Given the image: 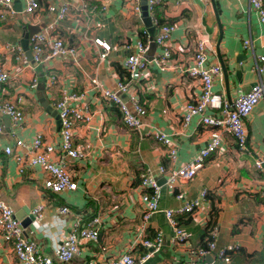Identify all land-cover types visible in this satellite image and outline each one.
Segmentation results:
<instances>
[{
    "label": "crops",
    "instance_id": "0c3cea01",
    "mask_svg": "<svg viewBox=\"0 0 264 264\" xmlns=\"http://www.w3.org/2000/svg\"><path fill=\"white\" fill-rule=\"evenodd\" d=\"M213 1L222 31L219 42L210 0H161L155 16L161 25L174 26L168 41L172 55L166 68L147 64L141 80L135 83L129 82L123 71L120 76L117 67L121 69V62L136 52V42L147 47L150 41L142 10L137 14L131 11L129 0H36L38 9L31 15L23 13V0H11L8 10H0V61L9 73L0 89V102H13L23 115L12 139L8 134L10 121L0 114V201L11 208L24 237L42 256L52 257L60 232L80 220L83 226L91 224L97 230L98 239L82 243L79 254L64 264H107L124 254L130 255L134 264H264V194L253 168L254 158H264V98L244 122L247 152L238 150L222 132L219 148L192 180L178 181L171 190L164 184L167 176L191 162L209 139L208 129L197 118L182 126L184 105L194 102L199 93L198 81L184 73L195 42L206 41L208 65L219 63L215 52L218 44L227 68L228 94L222 76L213 81L212 91L226 103L227 98L231 102L238 91L246 92L256 82L253 60L264 57V27L257 22L248 0ZM143 5L142 0L141 8ZM61 6L66 7V13L59 20L58 12L48 8ZM44 32L76 50L74 61L63 57L33 63L31 39ZM95 38L111 47L103 60L98 59L101 50L92 43ZM244 42L249 45L243 47ZM159 53L156 47L153 54L146 51L144 57L149 61ZM92 79L104 89L114 91L120 81L133 91L144 110L138 130L125 128L118 108L99 96L90 85ZM32 80L34 88L30 87ZM63 93L80 95L76 105L88 110L90 120L77 124L71 136L72 147L83 157L71 160L61 154L62 160L58 157L57 161L63 163L76 189L55 195L43 192L45 175L39 168H27L18 175L13 159L2 149L14 139L29 141L36 134L56 148L60 125L54 105ZM122 99L126 101L125 96ZM210 114L206 111L204 115ZM157 132L168 138L167 146L154 138ZM170 149L175 151L173 160ZM160 167L164 170L161 174ZM146 172L158 187V212L143 222L140 198L150 190L139 185V176ZM177 193L183 199L177 200ZM185 204L195 205L192 214L174 219L186 242L173 245L163 212ZM62 206L68 208V215L58 214ZM38 207L39 224L44 229L35 225L31 214ZM213 227L214 251L195 257L193 251L204 246ZM157 234L159 250L141 262L151 252L142 241ZM227 246L235 249L224 263L217 251ZM0 264H19L11 245L1 236Z\"/></svg>",
    "mask_w": 264,
    "mask_h": 264
},
{
    "label": "built area",
    "instance_id": "2783aa9c",
    "mask_svg": "<svg viewBox=\"0 0 264 264\" xmlns=\"http://www.w3.org/2000/svg\"><path fill=\"white\" fill-rule=\"evenodd\" d=\"M25 15H31L38 9L36 0H23ZM147 17L152 26L157 29L154 37V43L160 49V53L146 61L144 55L147 47L140 41L135 44V53H131L121 62V70L124 72L129 82H138L141 80L147 64H153L157 67L166 68V63L172 55L168 41L171 32L174 30L172 24H160L155 16V8L161 3V0H143ZM142 0H129L131 11L139 13ZM250 9L255 14L257 22L264 27V0H248ZM11 0H0V10L10 7ZM58 12L57 18L63 19L66 13V7H49L48 11ZM51 29V28H50ZM94 46L101 50L98 59L103 60L110 52V45L98 38L92 40ZM249 42H244L243 47H247ZM19 53V49H15ZM208 46L206 41L198 40L194 44L193 53L189 65L184 73L190 79H195L199 83V93L192 103L184 105L182 113V126L185 127L193 118H197L202 126L208 129V143L201 148L191 162L170 173L164 184L167 189H173L176 182H187L194 178L198 171L203 168L205 160L214 153L221 144L222 132L227 133L232 139L235 147L241 152H247V135L244 122L254 106L264 98V57H254V71L257 74V80L246 92L238 91L234 99L227 104L220 95L213 93L212 83L214 80H221V70L218 64H207ZM31 60L39 64L48 59L69 57L72 61L75 59L76 50L68 48L59 39H50L44 33H39L31 39L30 45ZM9 78L8 71L4 70L0 61V89ZM31 88L35 87V80H32ZM91 87L96 90L99 96L116 106L121 114V121L125 128L138 130L141 127L140 119L144 116V110L138 100L133 96V91L126 84L118 81L115 84V90L111 91L102 88L95 79L90 80ZM125 96L126 101L122 97ZM81 96L73 93H63L60 100L55 103L54 108L60 124L59 143L55 148L47 143L43 138L36 134L31 140H13L12 145L4 146L2 152L6 156H11L18 175H21L27 168H39L45 175L42 183L43 192L50 194H60L62 192L74 191L76 183L68 175L60 160L61 154L71 160L80 159L83 154L80 150L73 148L71 136L74 127L77 124H86L90 120V114L86 108L76 105ZM210 111V115H204ZM217 113V117L215 116ZM0 114L6 116L11 125L8 132L13 139L15 130L22 125L23 115L18 107L10 101L0 102ZM3 133L0 125V137ZM9 138V137H8ZM9 138V139H10ZM154 138L164 145H168L169 140L162 133H154ZM11 140V139H10ZM171 160L175 157V151L169 150ZM54 156V157H53ZM53 157V159L51 158ZM253 168L259 174L260 191L264 194V158H254ZM161 174L163 168H158ZM139 185L143 189H149L148 193L141 196L142 221L146 222L154 213L158 212L157 199L158 187L149 173H142L139 176ZM204 193H202L203 197ZM177 200L183 199L182 194H175ZM194 204H185L177 209L165 210L163 212L167 225L172 231L170 243L173 245H182L186 242V235L177 225L175 216L190 215L193 212ZM34 216L35 225L44 229V225L39 224L41 218L40 207L31 211ZM58 214L68 215L69 210L66 206L58 209ZM96 222V220H94ZM0 236L5 243L11 245L12 252L19 264H64L73 256L79 254V247L82 243H95L98 239V232L91 224L83 226L80 220L75 221L67 231L60 232L57 244L53 248L52 257L42 256L35 246L24 237L20 222L14 217L10 207L0 201ZM216 228L213 227L206 234L204 246L193 251L197 258H203L210 251H214V239ZM142 246L151 252L145 254L140 261L148 259L151 253L159 250V234L151 240L144 239ZM234 247L227 246L217 251V257L224 263L229 261L228 253L234 251ZM107 264H134V260L128 254L121 255ZM182 264H194L193 261Z\"/></svg>",
    "mask_w": 264,
    "mask_h": 264
},
{
    "label": "water",
    "instance_id": "95a60500",
    "mask_svg": "<svg viewBox=\"0 0 264 264\" xmlns=\"http://www.w3.org/2000/svg\"><path fill=\"white\" fill-rule=\"evenodd\" d=\"M210 3H211L212 11H213V14H214V18H215V21H216V26H217V29H218V42H219L220 38H221V34H222L221 26H220V22H219V19H218V14H217V11H216V8H215V5H214V1L210 0ZM141 10H142V18H143L142 21H143L145 27L147 28V33L149 35V41H150L148 46H147L146 51L148 53H152L153 54V52L156 49V45L154 43V37L156 35V30H155L156 28L151 25L150 20H149V18L146 15L144 5L142 6ZM217 48H218V44L215 47V52H216V55H217V58H218V62H219L218 65H219L220 70H221V75H222V78H223V82H224V86H225V89H226V93L228 94V92H227V90H228L227 89L228 88L227 68H226L223 60L221 59V57H220V55H219V53L217 51ZM151 57L150 58L148 57V58L151 59ZM234 74H235V76H238L237 73H236V68H235ZM227 103L230 104L229 98H227ZM30 218L32 220V216Z\"/></svg>",
    "mask_w": 264,
    "mask_h": 264
},
{
    "label": "trees",
    "instance_id": "16d2710c",
    "mask_svg": "<svg viewBox=\"0 0 264 264\" xmlns=\"http://www.w3.org/2000/svg\"><path fill=\"white\" fill-rule=\"evenodd\" d=\"M160 24H161V23H160ZM117 71H118V73H119L120 76H123V75H122L123 72H122V70H121L119 67H117Z\"/></svg>",
    "mask_w": 264,
    "mask_h": 264
}]
</instances>
